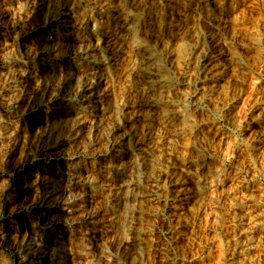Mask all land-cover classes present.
<instances>
[{
	"label": "rangeland",
	"instance_id": "rangeland-1",
	"mask_svg": "<svg viewBox=\"0 0 264 264\" xmlns=\"http://www.w3.org/2000/svg\"><path fill=\"white\" fill-rule=\"evenodd\" d=\"M4 170L9 264H264V0H0Z\"/></svg>",
	"mask_w": 264,
	"mask_h": 264
},
{
	"label": "built area",
	"instance_id": "built-area-1",
	"mask_svg": "<svg viewBox=\"0 0 264 264\" xmlns=\"http://www.w3.org/2000/svg\"><path fill=\"white\" fill-rule=\"evenodd\" d=\"M14 174L15 173L13 170L0 171V175L3 176L7 180L12 179L14 177ZM0 219H4L2 211L0 212ZM16 262L17 264H19V258L17 259V261H15V258L13 257L12 264H16Z\"/></svg>",
	"mask_w": 264,
	"mask_h": 264
},
{
	"label": "bare ground",
	"instance_id": "bare-ground-1",
	"mask_svg": "<svg viewBox=\"0 0 264 264\" xmlns=\"http://www.w3.org/2000/svg\"><path fill=\"white\" fill-rule=\"evenodd\" d=\"M128 187H129V186H128ZM26 255H27V254H25L24 257H26ZM0 258L2 259L3 256L1 255ZM2 260H3V259H2ZM1 263H2V264H9L8 261H6L5 259H4L3 262H1ZM32 263H33V261H30L28 264H32ZM19 264H23V259H22V260L19 259Z\"/></svg>",
	"mask_w": 264,
	"mask_h": 264
}]
</instances>
